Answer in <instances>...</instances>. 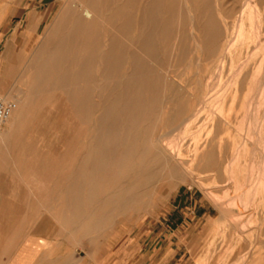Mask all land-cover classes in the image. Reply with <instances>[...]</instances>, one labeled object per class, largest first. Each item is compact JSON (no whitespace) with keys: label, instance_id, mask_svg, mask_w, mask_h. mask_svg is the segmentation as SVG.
Returning <instances> with one entry per match:
<instances>
[{"label":"rangeland","instance_id":"rangeland-1","mask_svg":"<svg viewBox=\"0 0 264 264\" xmlns=\"http://www.w3.org/2000/svg\"><path fill=\"white\" fill-rule=\"evenodd\" d=\"M14 1L0 0V95L16 103L7 95L23 98L34 68L15 42L30 39L39 0ZM211 1L221 33L216 53L197 38L207 21L198 7L190 11L195 48L173 55L160 86L92 93L107 111L102 134L120 138L126 159L119 168L110 151L112 169L76 173L85 143L101 131L93 120L99 112L83 117L69 94L53 90L33 96L36 109L16 134L2 126L0 202L17 208L21 221H52L58 227L48 231L86 252L102 251L112 264H264V0ZM49 6H38V14ZM175 27H185L177 12ZM156 59L149 79L159 75ZM86 179L80 194L75 186Z\"/></svg>","mask_w":264,"mask_h":264},{"label":"bare ground","instance_id":"bare-ground-1","mask_svg":"<svg viewBox=\"0 0 264 264\" xmlns=\"http://www.w3.org/2000/svg\"><path fill=\"white\" fill-rule=\"evenodd\" d=\"M183 1L179 0L181 6L177 10L176 0H169V2L168 0H39L29 16L26 34L31 33L30 39L24 41L22 38L15 42L17 49L26 47L31 53L32 61L28 64L31 70L34 68V72L27 76L26 83L20 80L27 87L25 94L20 96L23 98L16 101L11 93L7 95V98H12L16 102L14 111L5 122L11 127L10 134H16L17 127L28 119L31 112L34 111L33 109H36L34 108L35 104H32L33 96H44L53 90H58L61 94H69L74 104L73 107L78 109L77 112L79 111L83 117L91 118L92 113L99 112L93 120L97 123L96 131L100 130L104 127L102 121L107 111L103 107V102L102 105L92 102V93L115 92L124 86L125 88L149 89L160 86L170 73L173 55L183 57L196 43L192 36L194 32L192 29L194 21L190 15L192 9L199 7V9L203 8L207 11H204L207 13V21L202 23L199 28L197 38L207 44L208 53H216L220 49L221 33L218 31L215 33L217 23V14L213 9L215 4L210 0L198 3L190 0L187 4H183ZM43 3L50 5L46 16L38 14L37 7ZM176 12L178 18L185 25L184 29L175 27ZM251 19L253 18L251 17ZM189 26L190 28H188ZM229 45L230 42L224 46L225 52ZM14 58L16 59V57ZM153 58H157L155 63H157L156 69L159 75L149 79V74L154 73L153 65L150 64ZM10 63L12 62L10 61ZM249 65L248 62L244 63V67H250ZM2 67L3 65L0 67V72ZM138 76L140 78L145 76L146 79L137 82L135 78ZM47 82L52 83V88H43V84L46 85ZM100 132L97 134V138L90 139L88 143H85L84 162H82L84 164L78 165L76 173L90 176L96 172L110 170L113 168L110 161L115 159L118 161L115 166L119 168L121 159H126L125 152L120 153V138L111 137L108 131L104 135L102 129ZM6 134L2 132L0 139L4 141ZM1 144L4 145V142ZM100 149H103L105 155L102 153L99 156L92 155L94 150ZM110 151H114L117 158L110 160ZM87 160L93 162L90 170L88 163L85 164ZM90 164L89 166H91ZM88 186L90 184L86 179L85 182L77 183L75 189L83 191ZM75 189L73 188L71 193ZM79 193L81 194L80 191Z\"/></svg>","mask_w":264,"mask_h":264},{"label":"crops","instance_id":"crops-1","mask_svg":"<svg viewBox=\"0 0 264 264\" xmlns=\"http://www.w3.org/2000/svg\"><path fill=\"white\" fill-rule=\"evenodd\" d=\"M52 221H21L17 208L0 202V264H112L102 251L69 243ZM162 260L159 264H165Z\"/></svg>","mask_w":264,"mask_h":264},{"label":"built area","instance_id":"built-area-1","mask_svg":"<svg viewBox=\"0 0 264 264\" xmlns=\"http://www.w3.org/2000/svg\"><path fill=\"white\" fill-rule=\"evenodd\" d=\"M15 107L16 104L13 101H9L0 95V131L8 117L14 111Z\"/></svg>","mask_w":264,"mask_h":264}]
</instances>
